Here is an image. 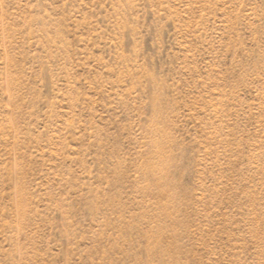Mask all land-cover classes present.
<instances>
[{"label": "rangeland", "instance_id": "rangeland-1", "mask_svg": "<svg viewBox=\"0 0 264 264\" xmlns=\"http://www.w3.org/2000/svg\"><path fill=\"white\" fill-rule=\"evenodd\" d=\"M0 264H264V0H0Z\"/></svg>", "mask_w": 264, "mask_h": 264}]
</instances>
